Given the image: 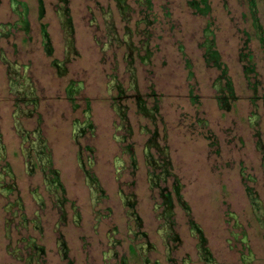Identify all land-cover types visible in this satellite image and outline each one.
<instances>
[{
    "label": "rangeland",
    "instance_id": "obj_1",
    "mask_svg": "<svg viewBox=\"0 0 264 264\" xmlns=\"http://www.w3.org/2000/svg\"><path fill=\"white\" fill-rule=\"evenodd\" d=\"M0 264H264V0H0Z\"/></svg>",
    "mask_w": 264,
    "mask_h": 264
},
{
    "label": "crops",
    "instance_id": "obj_2",
    "mask_svg": "<svg viewBox=\"0 0 264 264\" xmlns=\"http://www.w3.org/2000/svg\"><path fill=\"white\" fill-rule=\"evenodd\" d=\"M106 112H108V111H106ZM140 116H142V115H140L138 112H137V114H136V116H135V120H136V122H137V125H141L140 126V128H141V130H143V131H141V133L140 134H142V135H145V137H146V140L151 136L150 134H151V131H153V135L155 136V133L156 132H154L155 130H154V127H153V125H154V121L152 120V121H150V124H149V122H148V120H146L147 122H145V120H144V117H142V118H140ZM145 125H147V126H145ZM165 125H166V127H172L171 126V124H166L165 123ZM153 129V130H152ZM169 128H167V130H168ZM146 130V131H145Z\"/></svg>",
    "mask_w": 264,
    "mask_h": 264
}]
</instances>
